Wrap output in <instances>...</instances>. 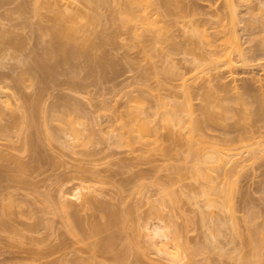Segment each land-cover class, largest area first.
I'll use <instances>...</instances> for the list:
<instances>
[{"label": "rangeland", "instance_id": "rangeland-1", "mask_svg": "<svg viewBox=\"0 0 264 264\" xmlns=\"http://www.w3.org/2000/svg\"><path fill=\"white\" fill-rule=\"evenodd\" d=\"M29 1L30 0H23V1L13 0V2L9 1L8 4L6 2V4L0 5L1 6L0 15L2 14V17L0 16L1 17L0 19L2 20L1 22H3V23L0 22V24L5 25L4 22L6 23L8 20L9 23H12V24L7 23L8 25H10V29L11 28H13L12 30L15 29V31H12V32L15 34L17 32V35H18L17 37H19L23 41L22 48H18L19 50H17L16 48L15 49L16 51L14 52H13L14 49L13 50L10 49L9 50L10 53L8 52L9 53L8 56H7V50H6L7 48L5 49L6 51L3 49V47L6 45L0 42L2 45H4V46H0V50H1V47L3 49V51L1 50L0 52V59H1L0 61V85H1V88L2 86L5 87L4 89L3 88L2 89L3 91H7L6 93L8 94V97H9L6 99L7 94L5 95V92H4V96H5L4 97V96H1V92H0V97L2 101L4 99L5 101L7 100V102L13 101V99L15 100L17 99V97H19L18 99L22 100L21 97L26 98L28 96H25V95H31L33 91L38 92L35 90L38 84H35V86L31 84L33 83V80L37 82L35 80L36 79L35 76H37L36 75L37 72L36 74L33 75V80L31 82V80H28L29 78L31 79V77L25 75L26 73L25 71H19V70L27 69V73L29 72L28 73L29 75L32 72V70L35 69L34 71H37V67L35 66L36 64L34 65L35 62L32 60L33 58L30 59L31 57L29 55L32 56L31 53L32 52L34 53L35 50H36L35 51L36 53L38 52L40 55H43L45 51H49L52 49L53 45L49 41L50 39L48 36L49 30H47L48 29L47 27L51 26L50 25L52 23L51 18L53 17L56 11L58 10L64 11L63 3H66L68 1L69 2L75 1L78 5L79 4L81 5L83 3L81 2V0H46V4L40 10L41 11L40 16H35L34 14L27 13V12H23L19 14L17 12L16 15L12 14L13 12L15 13L17 11L18 7H20L19 3L20 4L23 2L28 3ZM219 5L226 6V0H177L178 9L176 8L177 10H175L176 12L174 14L167 12V10H165L164 8L165 6L161 7V11L163 12L165 16L163 17L160 15L158 17L163 18L164 21H167L165 22L164 28L161 29L163 34L164 33L174 34V35L177 34L178 37L180 38L182 31L184 32V30H186V35L190 36L191 38L189 39L192 40L190 41L191 42L190 44H188L189 41L188 42L185 41L184 49L177 48L178 45H176L175 51L173 50L174 45H171L173 46L171 48V46L169 45L170 44L169 41H162L159 43H154L153 45L144 46L143 48L144 51L140 53L139 47H132L131 45H129V43L133 41L132 39H130L129 29L127 26L120 25V20L118 16L114 17L115 20L112 23L109 20L108 21L110 23L108 21H105L106 24H104L105 22L102 24L103 21H101L99 24L93 25L90 22L86 21L87 23L85 22L83 23L84 26L83 25L81 26V28L83 27L84 28L82 29V31L78 33V37L76 41L75 39L71 41V46L69 45L70 39H67V38L63 39L65 43H66V39L68 41L67 44L65 45L66 48L70 47L69 49H72L73 47L76 46L75 49L79 48L82 50L85 46L83 44L85 43L83 42L84 37H87V36L89 38L94 37L97 40V35L99 37L100 34H102V33L99 34V31L103 32L107 30L106 32H108V29L115 28L116 30L115 29L114 30L117 31L118 34L123 35L117 38L118 40L114 43V45H112L113 43L107 44L102 47L103 48L102 51L98 50L99 53L103 52L102 55L104 58L108 56L107 59H105V63H106V60L109 61L108 59H114L113 61L114 63L112 62V60H110V63H113V65L110 64L109 62L105 64L106 71L104 70L102 72H105V73L107 72V73L103 75L102 80H100V78H97L99 79L98 82L100 83H97V84H95L96 82L94 83V81H96L95 80L96 78L94 77L95 75L93 76V74L98 73L99 72L98 69L96 68L98 71L96 72V70H93L95 69L94 67L92 69L93 70L92 72L91 67L93 66V64L89 62L90 64L89 65L88 63H86V61L84 60L81 61V58H80L79 60L80 62L78 64L79 66H77L75 70H73L74 68L71 70V72L72 71L76 72L75 74L77 75V79H74V80H77V81L79 80V83L83 82L82 84L85 83L84 85L82 84L80 85V87L83 86L80 89L81 92L79 91L80 93L79 92L76 93L75 90L73 89L74 87L70 89L72 85L70 86L65 82L64 78L68 80L67 76L70 75L68 73H71L67 71L65 72L67 76L65 75V73H62L64 75L62 74H59L60 76L58 75L59 80L57 81L58 82L61 81L60 83L57 82L56 84L54 83L51 84L48 82L50 84L49 85L47 83L48 86L47 85L46 86L48 88L46 86H44L45 87L44 89L41 87L42 92L40 94L34 93L35 95H38V94L40 95L39 97L40 101H38V104L40 102L42 107L45 106L46 109H49L50 105L55 104L52 102H55L60 97H63L66 100H69L71 98L70 101H75V99H77L76 102H78L77 103L78 106L79 107L83 106L81 109L85 110L88 116L86 117L88 119L85 118L87 119L85 120V122H84V119H83V122H81L82 120L78 119L76 120L77 122L73 121V123L75 122L74 124L75 126L77 125V128L80 127L79 125H82V126L86 125L87 131L85 129L84 132L83 131L81 132L82 133L81 135L82 137L87 138L85 136V133H86L88 138L86 140L84 138H79L78 141L76 140L72 141V143L69 144V145H72V148L69 145H64V143H62L63 141L62 139L64 137L66 139H69V137L67 136H64L61 140H53V138L51 140V137L47 136V133L48 134L50 133L49 132L50 128L53 129L54 132L56 131L55 133L57 134L59 133L57 131L59 130L57 129L59 128V125L58 126L56 125V123L57 124L59 123L57 122L58 120H56L55 122L56 118L54 120L50 119L52 116L51 112L47 110L49 113L46 114L47 112L45 111L46 110L45 107L43 109L39 107V110L42 109L45 111V113L43 111H39L41 113H38L39 119H40V121L37 119L38 122H41L44 117L51 115L50 117L47 118L46 122H44L45 119L42 121V123L44 122L42 126L45 130L48 126L50 128L48 127L49 129H47L48 132L46 130V133L45 131L44 132L42 131V133L38 131L39 129L42 130V128H39L37 130V132L42 134L40 135L38 133L40 136L37 137L39 138L41 142V143L38 142L39 144H41L40 146L41 150H39L40 148L38 150H36L37 148L35 149L37 152L39 151L38 153L40 155L37 154V152L35 151L38 157H36L37 155H34V154H31L32 155L31 156L29 153L31 151H29V149L27 150L28 147L25 144L24 135L25 136L31 135L30 131L32 132L36 131V130H33V129H36V128H33V126L34 127L37 126L36 125L37 123L33 126H30V125L27 126L28 124L26 125L23 121H21L22 119L20 120V117L18 118L15 115L16 118H18L19 120H15L16 118L14 117L13 118L14 121H12V118H11L10 120L12 122L9 121L11 123L10 124L8 122V119H9L8 114L5 115V113L8 112L11 115L15 113L17 109L13 107L12 108L13 110H12L11 107H9L11 111L10 112L9 110H7L8 107L6 108V106H3L4 104L2 105L4 109H2L1 107L2 102L0 101L1 102L0 112H3V113H0V116H1L0 119H2L0 120V125H1L0 130L1 128L5 127L6 129L5 133L7 132L5 134L7 135V139L4 136V134L0 136L1 137L0 138V152H4L2 153V156L0 157L3 158V155H6L7 153H8L7 155H11V157H9L10 159L9 161L6 160L8 159L7 156L5 157L6 159L0 158L1 167L5 166L3 167L4 170L7 168V166H9V169L7 168L8 170H5V173L7 172V175H5V178L4 176H2L4 179L0 180V184L1 185L3 184L2 186L5 190L4 191L3 188L1 187L4 192L0 190V193H2L0 194V199H4V197L8 198L10 196L12 197V200H15L16 198L17 203H20V204L23 203L21 204L23 206L22 207L15 202L16 200L14 201L15 204H17L16 207L20 206L18 209L16 207H13L12 209L5 207L6 212H7V209H9L8 210L9 212L12 211L10 214L8 212L9 217H7V216H4L5 214L7 215V213H3L5 202L4 203L2 202L5 200H0V202L2 203V204L0 203V264H136L135 260H139V264H255V263L262 264L264 263L262 262V260H264V258L262 257H261L262 259L260 258L259 260L260 263L257 260L259 259L260 256L256 257L257 252L255 253L256 249H254L255 244H256L255 242L256 235H254L253 232L251 231V229L256 227L255 225H257V227L254 228V231H256L255 233H258L259 235H264V233H262L264 232L262 231L264 230V134H262L264 133V127L261 126L262 122H264L262 121L264 119H261V118H264V112L260 111L262 110V106H264V99H262L260 96L261 94L262 96H264V57H261L262 59L256 58L255 56H257L258 52H260V50L256 49L258 51L254 53L249 52V56L251 58L250 62H246L244 64L242 62L241 64V61L238 60L239 57L236 51L234 50L216 51L213 45H211V43H207L206 40L212 36L214 28L206 25L207 27L206 32L208 33V36L202 37L198 35V32H196L197 30L194 29L195 27L193 26V24H191V21L193 19L196 20L200 18L210 17L209 13ZM171 6H169V8ZM261 7L262 9H264V3H261ZM3 9L4 10L8 9V11L11 10L12 13L10 12L9 13L12 14V16L11 15L10 16L13 18L17 16L18 14L17 16L18 18L15 17L13 20H10L12 18L9 19L8 17H6L7 20H5V16L7 15H5L6 14L5 13L4 14L5 16L3 18V13H1V12H4L2 11ZM166 9H168V7H166ZM262 9L260 8V10ZM169 10L170 9H168V11ZM170 11H172V9ZM101 12L103 13L102 15H106L108 17L109 15L108 6L104 5L101 9ZM261 12H264V10H262ZM102 15L101 17H104ZM19 16L21 17L19 18ZM16 18L18 20L19 19L21 20L18 21ZM3 19L5 21H3ZM17 21L18 23H16ZM14 23L18 25L20 24L18 28H14L12 26V25H15L16 27V24ZM36 24L37 26L38 24L42 26V28L38 26L39 28H41L40 31H37L38 29L34 30V28H36L34 27ZM79 24L77 23V25ZM240 24H241V28L239 26L238 27L239 30L242 29L243 23H240ZM6 25H5V28H7ZM144 34H147L145 37H148V34H151V33L149 31L148 32L145 31ZM125 36H126V39H121L122 37H125ZM77 43L78 45L80 44V46H82V44L84 46L83 47L77 46ZM183 44L184 43H182V45ZM249 44L250 43H248L247 45L245 43L244 46H249ZM193 45H195V47L196 46L201 47L199 49L200 51L197 52L196 51L197 49L194 51ZM88 46L86 45L87 49H88ZM169 46L173 51L172 53L171 51H168V53L170 52L169 57L167 56L164 57L165 56L164 51L168 49L167 47ZM190 47L193 49L195 54L196 53L198 54L199 52L200 54L201 52L203 53L202 55H199V57L203 58V59L201 58L200 65L196 68H193L192 70H190L192 67L191 68L189 67L193 65L190 63H187V61L186 62L183 61L184 57H187L185 59L189 58L190 60H192V58L194 57L193 56L194 54L189 55L191 52H189V54L187 52L186 54V51H185L186 48L189 49ZM181 49L184 50V54ZM210 49L212 51H210ZM90 50L91 51H89L88 49L87 51H89L90 53L94 51V49L92 50V48H90ZM145 50L147 51L145 52ZM4 51L6 55L5 53H3ZM11 53L12 55H10ZM253 54H256V55L254 56ZM130 55L133 57H131ZM45 56H46V53L44 57ZM127 57H131L132 59L134 58L133 63L132 61H129V60L127 61ZM20 59L22 60L30 59V61L32 62L27 60L23 64V62L20 61L22 62L23 64L22 65L18 62V60ZM227 59H233V62L231 64H228L226 62ZM252 59L256 61L253 62ZM46 61H47V58L45 59L44 63L48 64L49 63L48 61H50L49 64L50 65L53 64V59L51 58L47 62ZM77 61L76 62L74 61V62L78 63ZM172 63H174L175 67L178 68V71L176 74H171L170 72H168V68L169 69L172 68L169 66H173ZM24 65H26L25 68L23 67ZM153 66H156L159 69L156 70V72H154L153 70H155L156 67L154 68ZM30 67L32 68L36 67V68L32 69ZM74 67H76L75 64H74ZM12 68L13 69L16 68L15 69L16 71L14 70L15 73L13 72L14 76L15 75L17 76L16 72L17 73L19 72L18 77H20V72L21 73L25 72L24 74H21L22 76L24 75V77L21 78L20 82L18 81L20 78L18 80L15 79V77H14L15 80L11 78L13 77V76H10L12 74L11 72L13 70ZM19 68H22V69H19ZM152 68L154 69L152 70ZM142 69H144L145 72L142 71ZM74 72L71 73L72 75L70 77L75 78V75H73ZM141 72L144 73V76L145 75L146 76L141 77L140 75ZM99 76L100 74L98 73L96 77H99ZM25 77H29V78H25ZM57 77L56 79H58ZM101 78H102V75H101ZM81 79L82 81H80ZM16 80L17 82H19V84L16 83ZM54 80H52L51 82H53ZM74 80H72L73 84L75 82ZM138 80L147 82V84L150 85L151 89L150 88L147 89L146 84H144L146 87L144 85H143L144 87L140 86L141 83L139 84V82H137ZM77 81L76 83L79 84ZM245 82H250L252 89H242V86ZM14 84L16 87L11 88L13 87L12 85ZM5 85L9 87L11 85L10 87L11 89H7L9 87H6ZM202 85L205 89H203ZM211 85L214 87V89L212 88ZM17 86L19 87L17 88ZM73 86L76 87V84H74ZM37 87H40V86H37ZM215 87L217 89H215ZM41 88L39 89L40 91H41ZM208 90L210 91V93H207ZM129 92L133 93L134 95L138 94L136 97L141 96L143 97V100H144V97L145 99H148L150 102L146 100L145 102H148V104L146 105L148 106L149 104H151L152 109L157 108L158 106L156 107V105L157 104L159 105L161 102L165 103L164 106H159V108L161 107L160 109L162 111H166L168 113L175 111L176 113H178V116L181 115L182 118L186 117V118H183L184 120L189 117L186 115L188 112L187 110L191 109V111L193 112L192 115L196 118L198 117V119L202 121L201 117L204 118V116L207 114L201 111L204 109V108L202 109L201 107L207 103H208V107L206 105L205 107H207L206 109H208V111L210 112L209 113L208 111H206L207 113H209V115L211 113H213V115L215 114L216 116L217 115L219 116L221 113H224L225 115V111H228L230 112V114L234 112L235 114L241 115V117L233 113V115L235 116H232L229 114L230 117H228V115L226 114L227 118L223 119L224 121H222V123L209 122V120H206L207 123L203 122L200 125L199 135L197 137L199 139L198 141L196 140L197 146L193 144L194 147L190 148L192 144L190 145L189 142L187 143V141H185L186 140L185 134L187 131L185 130V128L186 129L188 128L186 127V125H184V123H183V127H181L182 124L171 125L167 123L166 121L161 120L160 122H162L163 123L162 124V123H159L158 121V119L160 118V117L158 118V115H157L158 119L155 116V118L157 119V122H156V120L154 119V116L151 117L152 114L147 112L146 114L148 115L149 113L150 115L149 118L151 119L153 118L152 120L153 121L155 120V122L158 123L157 128L159 127L161 128L158 129L159 136L157 135L158 137H156L157 142L153 141L156 135L154 136L152 134L154 137L151 135L152 136L151 140L156 144H153V145L152 144L146 145L147 143L145 144L142 143L141 145L134 144L135 148L138 145L142 146L140 147L142 148V150L140 149L141 151H139V149L136 150L135 148L131 149L130 147H127L128 145L124 146L123 145L124 143L123 144L121 143L122 145L118 144L119 142H116V139H115L116 136L114 137L113 135L116 132L114 131V129L115 128L117 129L116 124H118L117 122L116 124L114 123L115 121L114 117H117L116 120H118L119 116H122V115L125 116L126 109L121 107V105L126 100V97L129 95ZM126 93H128V95H125ZM237 95L242 100L240 102L239 101L240 99H238L234 103L232 101L233 99L231 100L229 97L234 98L235 96L237 97ZM227 97L230 99V101L229 100H224V101H228L227 102L228 104L230 103L229 109L224 110V108L227 107L228 105L225 106L224 108L218 107L216 105L220 103L218 101L219 98L224 99ZM24 98H23V101L25 100ZM72 98L74 100H72ZM98 98L100 100L101 98H105L107 101L111 100L112 106L115 107V109L113 107L114 111L116 110L117 107L119 106L120 107L117 108L115 113L112 114L110 113V110L112 109V107H110L111 105L109 106L110 110L108 108H106L108 110L102 108L101 105L106 102L102 103V101H99ZM133 98L134 97L132 96V99ZM159 98H160L159 100L160 103L159 101L157 102L156 100ZM205 98H207V100L209 99L208 101H210L211 99L212 100L214 99V101L205 102L207 101ZM90 100H92V102H90ZM116 100L117 102H115ZM135 101L136 100L132 102H135ZM13 102L12 103L9 102V104L11 103L10 106H14L12 105ZM173 102L174 103L177 102L178 105L177 104L172 105ZM185 103L186 104L188 103L187 105H190V107H188L187 110H185L186 109ZM201 103H203L204 105H202ZM107 104L108 103H106V106H108ZM131 104L134 105L136 103H131ZM182 104H183V107H182ZM68 109H67V112H69ZM38 114L36 113L37 117H38ZM69 114L72 117L75 116L72 114V112H69L68 117H69ZM93 116H95V118ZM181 116L179 117L181 118ZM225 116H222V118H225ZM206 118L207 117H205L203 121H205ZM222 118L220 119L222 120ZM236 118L239 120L237 123L235 122ZM259 121H261L260 122L261 124L259 123ZM47 122H48V126L46 125ZM79 122L81 124H78ZM91 122H92V125H91ZM93 122L95 124H93ZM12 123L15 125L13 126ZM22 123H24L26 126L23 125ZM89 123L91 125L90 128L88 125ZM108 124H110L111 126L115 128L111 129V127H108L109 126ZM2 125L4 126L2 127ZM8 125L12 126L11 128L12 130L8 127ZM82 126L81 128H83L84 130V127ZM31 127L33 129H30ZM107 127L111 131L110 130L107 131L108 129ZM8 128L11 131H8ZM233 128L234 130H232ZM51 129L50 131L52 134L54 132ZM100 129L102 132L100 131ZM80 130L78 129L79 132ZM112 130L114 133L112 132ZM227 130H230L231 134L230 132L228 133ZM245 130L249 131V135H246L248 133L245 132ZM9 132L11 133L8 136ZM60 132L62 133V131ZM110 132L112 133V135H110L111 134ZM232 132H233V135H232ZM243 132L244 134L246 133L245 134L246 139L243 138L244 140L243 141L241 140L242 142L239 141V142H236L235 144L233 143L232 147H236L234 148V150L235 149L236 150L234 152H231L230 150L233 151L230 145L232 142L230 140L231 143H229V140L227 141V139L230 138L231 136L233 137L236 133H237L236 134L237 137H238V134L239 136L242 137L244 135ZM33 133H32V136H33ZM43 133H44V136H43ZM98 133L100 134L102 133L104 136H106V138L104 137L105 140L103 139V135L101 134V138H100L99 136L100 134ZM183 133L185 134L183 135ZM34 134L35 136L37 135L36 133ZM229 135L231 136L229 137ZM89 136H92L93 140H90L91 142L87 143V140L90 139ZM110 136H113V137L111 138ZM247 136H250V138L247 139ZM26 137L28 138V136ZM45 138H47L48 140ZM82 139H84L85 141ZM113 139H115V142ZM132 146L133 145H131V147ZM196 147L198 149H195ZM229 148L231 149L228 150ZM189 150H191V152ZM206 152L207 153L221 152L224 155V159L219 161L217 164L211 163V162L206 163L204 161H201L202 156H204L203 153H206ZM230 152L232 154L236 152V155H234L235 157L234 156L232 157ZM4 159L5 161L8 162L7 166H6V162L4 161ZM3 161L5 164L3 163ZM18 164H21V166ZM197 166H201L202 168L201 169L203 171L202 177H199L196 175L197 172L195 169ZM8 172H9V177H8ZM10 174L13 176H11ZM16 175L17 177L18 175L24 177V179H26L24 180L25 183H22L24 182L23 179L22 181H18L17 179H19L20 176L17 178ZM6 176L8 178H11V179H8V181L11 180V184L8 181L5 184L3 183L5 180H7ZM86 176L88 180L86 179ZM14 177L16 178L17 181L15 180ZM81 178H83V180H81ZM89 178L90 179L92 178L94 180H90ZM85 179L88 182L85 181ZM99 179H102V183L100 182L101 180L98 181ZM106 179L108 180L107 181L108 183L105 181ZM96 180L98 181V183L96 182ZM12 181H15V182L13 183ZM29 181H31L30 184H28ZM89 182L90 184L91 183L93 184L89 185ZM15 184L19 185V189H21L22 192L17 188V185ZM25 184H27L26 187L24 186ZM231 184L233 185L231 186ZM57 185H59L58 188L62 186L64 189L65 188L67 189L65 190L67 191L66 192L68 196L67 198H69L68 202L71 201L72 203L74 202V204L79 203L78 204L79 206L76 205L75 207L77 209L76 211L79 210L77 214H75V216L76 215L78 216L77 219L80 221V223L74 224L73 222L74 227H73V224L72 225L68 224L69 225L68 226L67 223L63 221L66 219L63 217L65 216L63 214V211H61L60 208L58 207L60 201L57 200V197H56L58 196L57 194L58 192H56ZM85 185H87V187L94 186L95 187L94 190L95 189L97 190L99 189V190L98 191L95 190V192H93L94 191L93 190L92 192H90L91 191L90 187L86 188ZM120 185L124 187L122 191H120V189L122 188V186ZM83 186H85V188ZM164 187H168L171 189L174 188L173 191L176 193L175 196L177 197L176 201H179V203L177 204V207L175 204V208L172 209L173 213L170 211V208L168 206L163 207L159 212H156L151 209L150 201H153V199L157 200ZM229 187H232L231 188L232 192L230 191ZM219 188H223L222 194L221 192L219 194L220 190L218 192L216 191ZM205 189L208 191L210 190L211 193H209V195H212V196L209 197V195H206L210 199L209 198L206 199L204 195L202 194V191ZM9 190L13 192L11 193ZM27 190L30 191L31 195L33 194L32 197L33 198L35 197L34 199L29 198L31 196ZM24 191L26 194L27 193L28 194L27 195L24 194ZM6 192L9 195H6L7 194ZM47 192L51 194L56 193L54 196L52 195L51 196L56 197L54 200L59 201V202L54 201V205H55L54 208L56 209L57 213L56 211L53 213L49 212L47 208L42 203H40V200H38L40 196L43 195L42 193L47 194ZM75 192H78V194ZM83 193H85L86 195L89 193L88 196L93 195L91 197L92 198L95 197V199L98 198L97 199L98 202L104 201V204L110 203L109 205L114 209L116 208L121 209V210L125 209L128 211L131 209L129 216L132 217V214H133L132 218L134 220L131 218L132 221L135 222L136 219H139L140 221V223H138L140 226L139 233L138 232L136 233L135 231L134 233L132 232L131 234L130 232L129 234L128 232L130 230H127L128 232L127 231H125V233L122 232L123 234L122 235L120 227L119 228L117 227V226H120V224L117 222L113 223V224H116V228L120 231H118L115 227H112V228L110 227V229H108L107 231L102 230V232L104 231L103 233L108 232L109 235L111 234L109 238L113 240V243L112 242L110 243L112 245H108V247L110 246L108 249L105 246L106 240H104L105 243L102 242L105 235H106L105 238L107 239V241L109 240V238H107L108 234H102L100 231V234L96 232L98 235L97 234L93 235L92 232H95V231L91 232L90 231L91 228L89 229V227H91V223H93L92 220L95 219L94 226L96 225L99 226L102 224V222H105V221H101V219L104 220L106 218V215L104 214L105 216L102 217L103 216L102 213H104L102 208L100 210H97V209L95 210L96 206H93L94 202L92 205L93 207L92 206L86 207L85 205H89V203L88 204L86 203L82 207V209L79 208L80 203H81L80 202L81 196L84 197ZM20 194L21 195L23 194V196H21ZM21 197H23V199L24 198H28V199L27 201L26 199L22 200ZM193 198L196 199L198 205L200 206L202 205V207H204V211L211 214V216L213 217L212 221H210V219H207L210 225L208 223H207L208 225L206 224L207 221L204 222L205 225H203V223L200 221L201 220L199 217L200 214L198 213V210H197L198 205L193 203ZM30 200H31V203L29 202ZM206 200L213 201L214 205L212 204L211 201H210L211 203L210 204ZM33 201H35V203ZM28 202L33 205H30ZM98 202L97 203L95 202V203L98 204ZM55 203L56 204L58 203V205H56ZM27 204L30 206H28ZM74 204L72 205L75 206ZM100 204L102 205L103 202ZM208 204L210 205V207L207 206ZM59 206L61 207V204ZM106 206L107 205H105L104 207ZM219 206L222 207V210L219 209L221 208ZM2 207H3V210H2ZM21 208L23 210L20 211ZM25 208H26V211L29 209L28 211H30V213L28 211L26 212ZM42 208L45 209V212H43ZM40 210L42 211L40 212ZM58 210L61 211L62 213L60 212L58 214L59 212ZM132 210L134 213L131 212ZM24 211L25 213H23ZM78 213L80 216L78 215ZM254 213L255 215L257 213V216H255ZM151 214H153L154 217ZM66 216H67V213H66ZM219 216H221V219L225 217L224 221L226 222V224L224 227H223V224L222 226L220 225L218 226L217 217ZM5 217L7 218L5 219ZM71 218L73 217L70 216V219H68V223L70 222L69 220L73 221V219ZM2 219H5L4 221H6L9 224H7L6 222L5 224L4 221L1 222ZM77 219L75 217L74 221L78 222ZM229 219L231 221H229ZM96 221L97 222L99 221V222L96 223ZM139 221H136V222H139ZM231 222H234L236 224V229L238 232L232 233V231H229V228L231 230V227H230L231 226L230 224H232ZM29 223L31 227L29 229L31 230L27 229L28 228L27 224L29 225ZM158 223L159 224L163 223L167 225V228L165 227L164 231L170 236L167 238L168 240L166 238L165 239L163 238L162 240L165 243L168 241L169 244L167 245L163 242L162 243L163 245L165 244V246L166 245L168 246L170 252L174 254H178L177 256L178 258L174 257L171 259V257H173L172 254L170 255V258L169 257L165 258L163 256V253H161L162 252L161 248H163L162 247L163 245L160 242H158L159 244L157 246L155 245L156 247L154 246V241L157 242L161 240L151 239L149 235H147L146 233L147 229L149 228L152 230L154 226L157 225ZM171 223H173V225L175 223L174 225L175 228L178 226L180 227V229L178 228L180 232L179 234L177 233L178 236H176L175 234V232H178V231L174 232V230L176 229L172 228L173 225ZM113 224L111 226H115ZM170 224L172 226L168 227V225L170 226ZM176 224L178 225L176 226ZM214 224L215 226H213ZM7 225H9V228H7L8 227ZM35 225H36V231L34 230L33 232H31L33 229H35L34 228ZM39 225L41 228L40 227L37 228ZM144 225L147 226V229L144 227ZM252 225L254 227H252ZM10 226H12L13 229H11ZM70 226H72L75 229H71ZM107 226L109 227L110 224H108ZM217 226L220 229H222L221 230L222 233L220 234V236L211 238L212 240L210 242L213 243V246H212V243L209 242V232L210 231L216 232ZM114 228L121 234L120 235L121 240L120 238H118L119 235L116 236L117 239H115V236H113L114 234L110 233L111 230H113ZM115 229L113 231H116ZM38 230L39 232H37ZM173 232L175 235L172 234ZM127 233L128 235H126ZM90 234L93 237L95 236L94 237L95 239L93 237H90ZM173 235L176 237H174ZM96 236H100L98 237L99 239L96 238ZM111 236H113L115 240ZM122 236H124L125 238ZM126 237H127V240L130 239L129 241L132 240L137 243L136 244L138 247L137 250H134L131 252L124 251L122 245H123L124 239L126 240ZM92 239L94 241H91ZM96 241L102 242V244L104 243L105 248H103L102 246L99 247L100 244L98 246L95 245L96 243H98ZM110 241L111 240H109L108 243ZM91 244H94V245H91ZM55 247H57V249ZM258 247H259L258 248L259 249L258 252H259L260 248L264 247V244L259 245ZM53 248L56 249V252L53 250ZM262 250H264V248H262ZM48 251L50 252L52 251V252L49 253ZM46 252L48 253V255H45L47 254ZM63 252L68 254V258H67V255L65 254L66 259L68 260H66L65 257L63 258L64 254L62 255V257L60 256ZM70 253H73V254H70ZM69 255L71 256V258ZM59 257H61L62 260Z\"/></svg>", "mask_w": 264, "mask_h": 264}, {"label": "bare ground", "instance_id": "bare-ground-1", "mask_svg": "<svg viewBox=\"0 0 264 264\" xmlns=\"http://www.w3.org/2000/svg\"><path fill=\"white\" fill-rule=\"evenodd\" d=\"M9 1H11V2H13V0H0V5H4V4H6V2H7V4H8V2ZM15 1V0H14ZM23 1V0H22ZM4 2V3H3ZM25 2H27V1H25ZM25 2H23V3H19V6L20 7H18V9H17V11L14 13H12L11 12V10H9L8 11V9H6V10H2V11H4V12H1V13H3V18H4V16L5 15H7V16H5V20H7L6 19V17H8L9 19L10 18H12V19H10V20H13L15 17H17L18 16V14L19 13H23V12H27V13H31V14H34L35 16H40L41 15V9L43 8V6L46 4V0H30L28 3H25ZM81 2H83L81 5L79 4H77L75 1H71V2H66V3H63V5H64V11H61V10H58V11H56L55 12V14L53 15V17L51 18V22L53 23H51L50 25L51 26H49V27H47L48 29L47 30H49V33H48V36H49V41H50V43L53 45V47H52V49L51 50H49V51H45V53H46V56L44 57V55H45V53L43 54V55H40L38 52V54L34 51V53L32 52L31 54H32V56L31 55H29L31 58L30 59H32L34 62V65L37 67V71H34V70H32V72L31 73H33V74H31L30 73V75L27 73V69L26 70H19V71H25V72H20V77H18V73L16 72V74H17V76L15 75L14 76V73H15V69H13L11 72H12V74L10 75V76H13V77H11V78H13V80H15V79H19L18 81L20 82V80H21V78H23L24 77V75L22 76L21 74H24L25 73V75H27V76H30L31 77V79L29 78V77H25V78H29L28 80H31V82H32V80H33V75L34 74H36V72H37V76H35L36 77V81L37 82H35L34 80H33V83H31V84H33V86H35V84H38L37 86H40V87H37L36 86V88H38V89H36L35 87V90L36 91H38V92H34L33 91V93H31V95H25V96H28V97H26V98H24L25 100L23 101V98L21 97V99L22 100H20V99H18L19 97H17V99H13V101H8L7 102V100L5 101V99L2 101L1 100V97H0V101L2 102V104H1V107H2V109H4L3 108V106H6V108H7V110H9L10 111V109H9V107H11V109L14 107L15 109H17L16 111H15V113H13V114H9L8 112H6L5 113V115H7L8 114V117H9V119H8V122L9 121H11L10 119L12 118V121H14L13 120V118L15 117L16 118V116L19 118L20 117V120L21 121H23L27 126H33V125H35L36 123V125L37 126H33V128H36V129H33L32 127L30 128V129H33V130H36V131H33L34 133H36L37 135L35 136V134L32 132V131H30V129H29V131L31 132V135H26V136H28V138L24 135V137L26 138H24V141H25V144L27 145V150L29 149V151H31V152H29L30 153V155L31 154H34V155H37V154H39L36 150H38L39 148V150H41V144H39V143H41L40 142V140H39V138H37V137H39L40 135H42L41 133H42V131L44 132L45 131V133H46V130L47 129H49L50 127L48 126V122L46 123V125L49 127H47L46 128V130L43 128V124H44V122H46V120H47V118L48 117H50L51 115V120H54L55 118V122H56V120H58L57 122L59 123V124H57L56 123V125L58 126L59 125V128H57V129H59L60 131H62V133L59 131V130H57L59 133L57 134V133H55L54 132V130L53 129H51L54 133H52L51 134V131H50V129H49V134L47 133V136H49V137H51V140H52V138H53V140H61L64 136H67V137H69V139H66L65 137L62 139L63 141H62V143H64V145H69V144H71L72 143V141H74V140H76V141H78V139L79 138H84V137H82V131L84 132L85 131V129L87 128V126L85 125V126H82V125H79L80 127H78L77 128V125L75 126V122H77L76 120H78V119H80V120H82L81 122H83V119H84V122H85V120H87L88 118V116H87V113L85 112V110L84 109H81L82 107L80 106H78V102H76V100L77 99H75V97H74V99H75V101H70V97H68V98H70L69 100H66L65 98H63V97H60V98H58L55 102H52V103H55V104H52V105H50L49 107V109H46V107L45 106H43L42 107V105L40 104V102H39V104H38V101H40L39 99V97H40V93L42 92V88L44 89L45 87L44 86H48V84L49 83H51V84H56L58 81L57 80H59V74H62V73H65L66 71L67 72H71V70L73 69V70H75V68H77V66H79L78 64H79V60H80V58H81V61L82 60H84V61H86V63H88L89 64V62L90 63H92L93 64V66L91 67V70L95 67V69H93V70H96V72H98L99 74H100V76L99 77H96L97 75H98V73H96V72H94V73H96V74H93V76L96 78L95 80L96 81H94V83L95 84H97V83H100V82H98L99 81V79H97V78H100V80H102L103 79V75L104 74H106L105 72H102V71H106V67H105V64L107 63V62H109L110 63V60H112V62L114 61V59H108L109 61H107L106 60V63H105V59H107V57H103V52L102 53H99V51L98 50H101L102 51V47L104 46V45H107V44H112V45H114V43L118 40L117 38H119V36H123L122 34H118L117 33V31H115L116 29L115 28H110V29H108V32H106L107 30H105V31H103V32H100L99 31V34L100 33H102V34H100V36L98 37V35H97V40L94 38V37H84V39H83V42H85V43H81L82 44V46H80V44L78 45V43H77V46H80V47H83L84 46V48L83 49H85V47H86V45L88 46V49H89V51H91L90 50V48H92V50L94 49V51L93 52H89V51H87L88 49H87V47H86V49L85 50H81V49H79V48H76L75 49V47H73L72 49H69L68 47L66 48V44H67V39H70V46H71V41L72 40H74L75 39V41H76V39H77V37H78V33L80 32V31H82V29L84 28H81V26L83 25V23H85L86 21L87 22H90L91 24H93V25H96V24H99L101 21H103L102 22V24L105 22V21H111V23L115 20V18L114 17H116V16H118L119 17V20H120V25L121 26H127L128 27V29H129V34H130V39H132L133 41L131 42V43H129V45H131L132 47H139V52L141 53L142 51H144V46H146V45H153L154 43H159V42H162V41H169L170 42V46L171 45H174V48H173V50L175 51V46L176 45H178V47L177 48H182V49H184V45H185V41H189V43L188 44H190L191 42L190 41H192V40H190L189 38H191L190 36H188V35H186V30H184V32L182 31V34H181V36H180V38L178 37V35L176 34V35H174V34H167V33H164L163 34V32L161 31V29L162 28H164V26H165V22H167V21H164L163 20V18H160V17H158V16H165L164 14H163V12L161 11V7H164L165 8V10H167V12H169V13H175L176 11L175 10H177L178 8H177V0H81ZM261 3H264V0H226V6L225 5H219V6H217L216 8H214L209 14H210V17H208V18H200V19H196V20H192L191 21V24H193V26L195 27L194 29L195 30H197L196 32H198V35H200V36H202V37H206V36H208V33L206 32V29H207V27H206V25H208L209 27H212V28H214L213 29V34H212V36L211 37H209L206 41H207V43H211V45H213V47H214V49L216 50V51H226V50H234V51H236L237 53H238V60L239 61H241V64H242V62H243V64L244 63H246V62H250V60H251V58H250V56H249V52H252V53H254V52H256V51H258V50H260V52H258V57L257 56H255L256 54H253L256 58H261V57H264V12H261L262 10H264V9H262V7H261ZM104 5H107L108 6V12H109V15H108V17L106 16V15H102L103 13L101 12V9H102V7L104 6ZM172 5V6H171ZM169 6H171L170 8H169ZM1 7V6H0ZM166 7H168V9H172V11H168V9H166ZM226 7H227V9H226ZM177 8V9H176ZM260 8L262 9V10H260ZM10 9V8H9ZM14 9V8H13ZM15 10V9H14ZM6 11V12H5ZM28 11H30V12H28ZM12 13V14H15L16 15V13L18 12V14H17V16H15L14 18L13 17H11L12 16V14H10V13ZM6 13V14H5ZM8 13V14H7ZM5 14V15H4ZM11 15V16H10ZM21 15V14H20ZM27 15H29V14H27ZM101 15L102 16H104V17H101ZM1 17H2V14L0 15ZM10 16V17H9ZM33 16V15H32ZM0 17V18H1ZM21 16H19V18H20ZM30 17H31V15H30ZM18 18V17H17ZM16 18V19H17ZM111 18V19H110ZM4 19H3V21H5ZM18 20V19H17ZM21 19H19L18 21H20ZM2 20L0 19V22H1ZM18 21L16 22V23H18ZM78 21V22H77ZM108 21V22H109ZM173 21H175V20H173ZM86 22V23H87ZM107 22V23H108ZM1 23H3V22H1ZM12 24V23H9V21L7 20V22L5 23L4 22V24L6 25V24ZM16 23H14V24H16ZM77 23L79 24V25H77ZM110 23V22H109ZM240 23H243V25H242V29H240L239 30V26H240V28H241V24ZM6 25L7 26V28H5V25H3V24H0V42H2V44H4V45H6V46H4V45H2L1 43H0V46H4L3 47V49L5 50L6 48V50H7V56H8V54L10 53V49H14L13 50V52L14 51H16L15 49L17 48V50H19L18 48H22V44H23V41H22V39H20L19 37H17L18 35H17V32H16V34L15 33H13L12 31H15V29L14 30H12L13 28H11L10 29V25ZM22 24V23H21ZM104 24H106V22L104 23ZM240 24V25H239ZM20 25V24H19ZM18 24H16V27H15V25H12L14 28H18V26H19ZM34 25V24H33ZM22 26V25H21ZM32 26V25H31ZM38 26H40L39 24H38ZM37 26V24L34 26V27H36V28H34V30L36 29H38L37 31H40V29L42 28V26H40L41 28H39ZM84 26V25H83ZM25 27V26H24ZM33 27V26H32ZM166 28V27H165ZM115 29V30H114ZM33 30V29H32ZM85 30V29H84ZM114 30V31H113ZM241 30H242V32H241ZM145 31H149L151 34H148V37H145L147 34H144L145 33ZM33 32V31H32ZM106 32V33H105ZM13 33V34H12ZM117 33V34H116ZM20 34V33H19ZM13 35H15V36H13ZM164 35V36H163ZM26 37V36H25ZM65 38H67L66 39V43H65V41L63 40V39H65ZM94 38V39H93ZM163 38V39H162ZM25 39V38H24ZM121 39H126V36L125 37H122ZM93 40V41H92ZM25 41V40H24ZM95 41V42H94ZM175 44H174V43ZM186 42V43H187ZM73 43H74V41H73ZM173 43V44H172ZM182 43H184L183 45H182ZM245 43L248 45V43H250L249 44V46H244L245 45ZM254 44V46H253V44ZM117 44V43H116ZM20 45H21V47H20ZM252 45V46H251ZM92 46V47H91ZM170 46L169 47H167L168 49H166L165 51H164V53H165V56L164 57H169V53H168V51H171V53H172V47L173 46H171V48H170ZM180 46V47H179ZM182 46V47H181ZM194 47V51L196 50L197 52L198 51H200L199 49L201 48V47H195V45H193ZM106 47V46H105ZM191 48V47H190ZM187 49L186 48V54H187V52H188V54H189V52H191L189 55H191V54H194L193 56V58H192V60H190L189 58V60L188 59H185V58H187V57H184V60L183 61H187V63H190V64H192L193 66H190L189 68H191L190 70H192L193 68H196V67H198L199 65H200V61H201V58L202 57H199V55H202L203 53L201 52V54H200V52L197 54H195V52L193 51V49H192V51H193V53H192V51H191V49ZM3 49H2V47H1V50L3 51ZM170 49V50H169ZM181 49V50H182ZM256 49H258V50H256ZM1 50H0V52H1ZM5 50V51H6ZM106 50V49H105ZM255 50V51H254ZM5 51L3 52V53H5ZM38 51V50H37ZM98 51V52H97ZM100 51V52H101ZM147 50H145V52H146ZM183 51V54H184V50H182ZM210 51H212L211 49H210ZM248 51V52H247ZM9 52V53H8ZM42 52H44V51H42ZM42 52H40V53H42ZM48 52V53H47ZM105 52V51H104ZM107 52V51H106ZM163 53V54H164ZM5 55H6V53H5ZM10 55H12V53L10 54ZM105 55V54H104ZM108 55V54H107ZM222 55V54H221ZM260 55V56H259ZM3 56V55H2ZM106 56V55H105ZM129 56V55H128ZM131 56V55H130ZM187 56V55H186ZM131 57H133V56H131ZM131 57H127V61L129 60V61H132V63H133V59L131 58ZM255 57H253V58H255ZM2 58V57H1ZM25 58V57H24ZM47 58V61L48 60H50V58L51 59H53V64H49L50 63V61H48L49 63V65L48 64H46V63H44V61H45V59ZM85 58V59H84ZM110 58V57H109ZM23 59V58H22ZM22 59H20V60H18V62L20 63V64H22V62H23V64L28 60V59H26V60H22ZM30 59L28 60V61H30ZM36 61H35V60ZM44 59V60H43ZM203 59V58H202ZM262 59V58H261ZM39 60V61H38ZM78 60V61H77ZM237 60V61H238ZM0 61H1V59H0ZM20 61H22V62H20ZM46 61V62H47ZM77 61L78 63H75V62ZM88 61V62H87ZM238 61V62H239ZM252 61L254 62V61H256V60H253L252 59ZM30 62H32V61H30ZM71 62H72V64H71ZM226 62L228 63V64H231L232 62H233V59H227L226 60ZM51 63H52V61H51ZM114 63V62H113ZM113 63H110V64H112L113 65ZM252 63V62H251ZM22 64V65H23ZM38 64V65H37ZM74 64H75V66L76 67H74ZM171 64V63H170ZM173 64V66H169V67H172L171 69H169L168 68V72H170L171 74H176L177 73V71H178V68H176L175 67V65H174V63H172ZM32 65V64H31ZM90 65V64H89ZM128 65V64H127ZM134 65V64H133ZM25 66L26 65H24L23 67L25 68ZM28 66H29V64H28ZM107 66V65H106ZM140 66V65H139ZM138 66V67H139ZM21 67V66H20ZM36 67H33V68H36ZM141 67V66H140ZM154 68L156 67V66H153ZM178 67V66H177ZM30 68H32V67H30ZM32 68V69H33ZM98 69V71H97V69ZM154 68H152V70L154 69ZM188 68V69H189ZM19 69H22V68H19ZM159 68H155V70H153L154 72H156V70H158ZM177 69V70H176ZM10 70V69H9ZM15 70V71H14ZM93 70H92V72H93ZM146 70V69H145ZM101 71V72H100ZM142 71H144V69H142ZM14 72V73H13ZM35 72V73H34ZM72 72H74V71H72ZM71 72V73H72ZM145 72V71H144ZM10 73V72H9ZM71 73H68V74H70V75H66V73H65V75L67 76V79L68 80H66L65 78H64V80H65V82L68 84V85H72V87H70V89H72L73 87V89L75 90V92L77 93V92H79L80 91V89L83 87H80V85L83 83V82H81V83H79V80L77 81V80H74V79H77V75L75 74L76 72H74V74L73 75H75V78H73V77H70L72 74ZM59 75V76H58ZM62 75H64V74H62ZM61 75V76H62ZM101 75H102V78H101ZM141 77L142 76H144V73H142L141 72ZM7 76V75H6ZM5 76V77H6ZM58 76V77H57ZM146 76V75H145ZM144 76V77H145ZM14 77H15V79H14ZM56 77L58 78V79H56ZM64 77V76H63ZM106 77H107V75H106ZM54 78H55V80H56V82H55V80H54ZM104 78H105V76H104ZM12 80V79H11ZM17 80H16V83H18L19 84V82H17ZM52 80H54L53 82H51ZM72 80H74L75 82H74V84H76V87L75 86H73L74 84H73V81ZM94 80V79H93ZM76 81L79 83V84H77L76 83ZM80 81H82V79L80 80ZM83 81H84V79H83ZM49 82V83H48ZM61 82V81H60ZM60 82H58V83H60ZM69 82V83H68ZM137 82H139V84L141 83V85L140 86H142V87H144L145 85L144 84H146L147 85V89L148 88H150V85L149 84H147V82H145V81H140V80H138ZM145 82V83H144ZM48 83V84H47ZM85 84V83H84ZM84 84H82V85H84ZM50 85V84H49ZM58 85V84H57ZM78 85V86H77ZM144 85V86H143ZM149 85V86H148ZM6 86V85H5ZM13 87H11V85H10V87L11 88H15L16 86H15V84L14 85H12ZM46 86V87H47ZM212 86V85H211ZM210 86V87H211ZM6 87H9V86H6ZM7 88V89H11V88ZM19 86H17V88H18ZM42 87V88H41ZM146 87V86H145ZM202 87H203V85H202ZM202 87H201V89H202ZM205 87H206V85H205ZM208 87H209V85H208ZM2 88L4 89L5 87L4 86H2ZM1 88V85H0V90H2L3 91V89ZM41 88V91L39 90ZM48 88V87H47ZM77 88V89H76ZM212 88L214 89V87L212 86ZM240 88V87H239ZM151 89V88H150ZM199 89V88H198ZM203 89H205L204 87H203ZM206 89H208V88H206ZM210 89V88H209ZM215 89H217L216 87H215ZM222 89V88H221ZM242 89H252V87H251V84H250V82H245L244 84H243V86H242ZM6 90V89H5ZM73 90V91H74ZM0 91L1 92V96H4V92H5V95L7 94L6 92L7 91ZM14 91V90H13ZM209 91V90H208ZM207 91V93H210V91L208 92ZM15 92V91H14ZM81 92V91H80ZM79 92V93H80ZM2 93H3V95H2ZM13 93V92H12ZM36 93H39L38 95H35ZM15 94V93H14ZM34 94V95H33ZM130 94H132V95H130ZM125 95H128V93H126ZM130 95V96H129ZM129 97L127 96L126 97V100L124 101V103L121 105V107H123V108H125L126 110H125V116L124 115H122V116H119L118 117V120H116L117 119V117H114V119H115V121H114V123L116 124V122L118 123V124H116V127H117V129L115 128V127H113V126H111L110 124H108L107 126L108 127H111V129H113V128H115L114 129V131H116L115 133L113 132V130H112V132L114 133L113 135H114V137L116 136V142H119L118 144H120V145H122L123 143V145L125 146V145H128L127 147H130L131 149L132 148H135L134 146V144H139V145H141L142 143H147L146 145H153V144H156V143H154V142H157V138L156 137H158L159 135H158V133H159V131H158V129L159 128H161V127H159V128H157V126H158V123H156L157 122V119H158V121H159V123H162V122H160L161 120L162 121H166L167 123H169V124H171V125H177V124H182V126L181 127H183V123H184V125H186V127L188 128V129H186L185 128V130H187L186 131V134L185 133H183V135L185 134V136H186V138H185V136H184V138L186 139L185 141H187V143L189 142V144L191 145H189L190 146V148H192V147H194V145H196L197 146V141H198V139L199 138H197L198 137V135H199V129H200V125L204 122V123H207V121L206 120H209V122H216V123H222V121H224L223 119H226L227 118V115H228V117H230V115H232V116H235V115H238V114H235L234 112V114L235 115H233V113H232V111H231V113L232 114H230V112H228V111H225V115H224V113H221L219 116L217 115H213V113H211L210 115H209V111H208V109H206L207 107H208V103L207 104H205V102H210V101H214V99L212 100H210V101H208L207 100V98H205L207 101H205L204 102V104L207 106V107H205V105L203 104V103H201L202 105H204V106H202L201 107V105H200V107L203 109V110H201L203 113H206L207 115H205L204 116V118L205 117H207L206 119H205V121H203L204 120V118H202L201 117V119H202V121L201 120H199L198 119V117L196 118V117H194L192 114H193V112L191 111V109L190 110H187V108L188 107H190V105H187L186 103V109L185 110H187L188 112H187V116H189L187 119H183V118H186V117H183L182 118V116L181 115H179V116H181V118L178 116V113H176L175 111L174 112H166V111H162L160 108H159V106H164V104L165 103H163V102H161L160 103V98L159 99H156L157 100V102L159 101V105L157 104L156 105V107L157 108H155V106H154V108L155 109H152L151 107H152V105L151 104H149L148 106L146 105V104H148V102H150L148 99H145V97H144V100H143V97H141V96H139V97H136L137 95L135 94H133V93H130L129 92ZM17 96H19V95H17ZM38 96V97H37ZM132 96L134 97L133 99H132ZM261 96V98L262 99H264V96H262V94L260 95ZM5 97V96H4ZM15 97V96H14ZM65 97V96H64ZM67 97V96H66ZM141 97V98H140ZM7 98H9L8 97V94L6 95V99ZM16 98V97H15ZM87 98V97H86ZM88 98H89V96H88ZM87 98V99H88ZM100 98V97H99ZM98 98V99H99ZM131 98V99H130ZM138 98V99H137ZM140 98V99H139ZM234 103L238 100V99H240L239 101L241 102V98H239L238 97V95H237V97L235 96L234 98H232V97H229ZM228 97L227 98H224V99H222V98H219L218 99V101L220 102V103H218V104H216L218 107H222V108H224L225 106H227V107H225L224 108V110H227V109H229L230 107V103L228 104L227 102L228 101H224V100H229L230 101V99H229ZM236 98V99H235ZM73 98H72V100H74ZM104 99V100H103ZM203 99H204V97H203ZM261 99V100H262ZM9 100V99H8ZM20 100V101H19ZM89 100V99H88ZM130 100V101H129ZM134 101V100H136L135 102H132V101ZM148 101V102H145V101ZM22 101V102H21ZM99 101H102V103H104V102H106V103H108L107 105L108 106H106V103H104V104H102L101 106H102V108H104V109H106V108H108L109 110H110V107H112V109H113V107L114 106H112V101L111 100H109V101H107L105 98H101V100L99 99ZM0 102V103H1ZM4 102V103H3ZM9 102H13V104L12 105H14V106H10V104H9ZM90 102H92V100H90ZM115 102H117V100L115 101ZM80 103V102H79ZM101 103V102H100ZM110 103V104H109ZM131 103H136V104H134V105H132ZM217 103V102H216ZM4 104V105H3ZM91 104V103H90ZM114 104V103H113ZM116 104V103H115ZM177 104V102H173L172 103V105H176ZM226 104V105H225ZM3 105V106H2ZM41 105V106H40ZM104 105V106H103ZM111 105V106H110ZM178 105V104H177ZM110 106V107H109ZM39 107H41L42 109L45 107V111L47 112L46 114H48L49 112H51V115L50 116H46V117H44L43 118V120L45 119V121L42 123V121L41 122H38V120L40 121V119H39V114L38 113H41V112H39V111H43L44 113H45V111L44 110H39ZM66 107H68V108H66ZM120 107V106H119ZM119 107H117V108H119ZM147 107V108H146ZM182 107H183V104H182ZM6 108H5V110H6ZM37 108V109H36ZM48 108V107H47ZM53 108V109H52ZM117 108H116V110H117ZM150 108V109H149ZM159 108V109H158ZM185 108V107H184ZM67 109L69 110V112H72V114L73 115H75L74 117H72L70 114H69V117H68V113L69 112H67ZM70 109H72V110H70ZM86 109V108H85ZM108 109H106V110H108ZM111 109V110H112ZM114 109H115V107H114ZM114 109L111 111L110 110V113H115V111H114ZM145 109H146V111H145ZM13 110V109H12ZM38 110V111H37ZM49 112H48V111ZM53 110V111H52ZM57 110V111H56ZM64 110V111H63ZM153 110V111H152ZM205 110V111H204ZM4 111V110H3ZM87 111V110H86ZM114 111V112H113ZM206 111H208L209 113H207ZM260 111H262V112H264V106H262V110H260ZM5 112V111H4ZM11 112V111H10ZM14 112V111H13ZM55 112V113H54ZM63 112V113H62ZM147 112H149L150 114H152L151 115V117L152 116H154V119L156 120V122H155V120L153 121L151 118H149V113H148V115L146 114ZM186 112V111H185ZM226 112H228V113H226ZM0 113H3V112H0ZM36 113L38 114V117L36 116ZM54 113V114H53ZM67 113V114H66ZM261 113V112H260ZM64 114V115H63ZM230 114V115H229ZM262 114V113H261ZM2 115H4V114H2ZM16 115V116H15ZM65 115H67V116H65ZM157 115H158V118H157ZM209 115V116H208ZM11 116V117H10ZM13 116V117H12ZM87 116V117H86ZM90 116V115H89ZM155 116H156V118H155ZM221 116V117H220ZM222 116H225V118H222ZM239 117H241V115H238ZM1 117V116H0ZM4 117V116H3ZM67 117V118H66ZM76 117H78V118H76ZM94 118H95V116H93ZM5 118H6V116H5ZM18 118H16L15 120H19ZM71 118H72V120H71ZM74 118H76V119H74ZM85 118H87V119H85ZM92 118V117H91ZM93 118V119H94ZM220 118H222V120L220 119ZM261 118V117H260ZM38 119V120H37ZM74 119V120H73ZM261 119H264V118H261ZM0 120H2V119H0ZM79 120V121H80ZM212 120V121H211ZM221 120V121H220ZM11 121V122H12ZM73 121H75L74 123H73ZM88 121H90V120H88ZM87 121V122H88ZM92 121V120H91ZM219 121V122H218ZM239 120L236 118V123L238 122ZM252 121V120H251ZM262 121H264V120H262ZM7 122V123H8ZM17 122V121H16ZM95 122H96V120H95ZM165 122V123H166ZM247 122V121H246ZM261 121H259V123H260ZM10 123V122H9ZM8 123V124H9ZM21 123V122H20ZM24 123H22L23 125H25ZM39 123H40V125H39ZM166 123V124H167ZM256 123V122H255ZM11 124V123H10ZM13 124V123H12ZM78 124H81L80 122L78 123ZM84 124V123H83ZM93 124H95L94 122H93ZM96 124H97V122H96ZM163 124V123H162ZM168 124V125H169ZM235 124V123H234ZM261 124V123H260ZM15 124H13V126H14ZM25 125V126H26ZM89 125V128H90V126L92 125V122H91V125H90V123L88 124ZM118 125V126H117ZM4 125H2V127H3ZM40 126V127H39ZM81 126L82 127H84V130H83V128H81ZM115 126V125H114ZM179 126V125H178ZM259 126V125H258ZM261 126L262 127H264V122H262V124H261ZM0 127H1V125H0ZM8 127L11 129L12 128V126L11 125H8ZM46 127V126H45ZM107 127V128H108ZM255 127V126H254ZM262 127H260V128H262ZM8 128V131H11L10 129ZM39 128H42V130L41 129H39ZM89 128H88V130H89ZM119 128V129H118ZM39 129V130H38ZM65 129V130H64ZM78 129L80 130V129H82V130H80V132L78 131ZM236 129V128H235ZM37 130L39 131V132H41V133H39V132H37ZM41 130V131H40ZM103 130V129H102ZM110 129L108 128L107 129V131H109ZM118 130V131H117ZM232 130H234V128L232 129ZM249 130V129H248ZM246 131L245 130V132H247L248 134H246V135H249V131ZM259 130V129H258ZM5 131H6V129H5V127L4 128H1V130H0V136H2L3 134H4V136L6 137V139H7V135H5L6 133H5ZM86 131H87V129H86ZM92 131V130H91ZM97 131V130H96ZM100 131H101V129H100ZM111 131V130H110ZM228 131V133L230 132V134H231V131L230 130H227ZM227 131H225V132H227ZM236 131V130H235ZM234 131V132H235ZM244 131V130H243ZM262 131V130H261ZM27 132V131H26ZM47 132H48V130H47ZM93 132V131H92ZM102 132V131H101ZM154 132V133H153ZM157 132V133H156ZM185 132V131H184ZM257 132V131H256ZM11 132H9L8 133V136H9V134H10ZM32 133H33V136H32ZM40 135H39V134ZM89 133V132H88ZM91 133V132H90ZM111 133V132H110ZM29 134V133H28ZM98 134H100V133H98ZM102 134V133H101ZM101 134L99 135L100 136V138H101ZM155 136H153V135ZM237 134V133H236ZM236 134L232 137L231 135H229V137L230 138H228L227 139V141L229 140V143H231L230 145H231V147L233 146L232 144L234 143H236V142H242L244 139H246V135L244 134V132H243V134L245 135H243L242 137L241 136H239V134H238V137L236 136ZM260 134V133H259ZM262 134H264V133H262ZM46 135V134H45ZM80 135H81V137H80ZM91 135V134H90ZM97 135V134H96ZM95 135V136H96ZM103 135V134H102ZM110 135H112V133L110 134ZM154 137V142L151 140L152 138V136ZM158 135V136H157ZM232 135H233V132H232ZM250 135H252V134H250ZM43 136H44V133H43ZM84 136V135H83ZM85 136L88 138V136L86 135V133H85ZM94 136V137H95ZM98 136V135H97ZM236 136V137H235ZM35 137H36V139H35ZM92 136H89V140H87V143H89V142H91L90 140H93V137L91 138ZM104 137L106 138V136H104L103 135V139H104ZM111 138L113 137V136H110ZM241 137V138H240ZM1 138V137H0ZM2 138H4V137H2ZM87 138H84L85 140L87 139ZM244 138V139H243ZM248 138H250V136H247V139ZM41 139V138H40ZM45 139H47V138H45ZM50 139V138H49ZM84 139H82V140H84ZM103 139H101V140H103ZM115 139H113L114 140V142H115ZM155 139H156V141H155ZM48 140V139H47ZM69 140V141H68ZM84 140V141H85ZM105 140V139H104ZM197 140V141H196ZM230 140H231V142H230ZM242 140V141H241ZM37 141V142H36ZM81 141V140H80ZM147 141H149V142H147ZM196 141V142H195ZM39 142V143H38ZM61 142V141H60ZM82 142V141H81ZM151 142V143H150ZM153 142V143H152ZM194 142V143H193ZM37 143V144H36ZM86 143V142H85ZM122 143V144H121ZM149 143V144H148ZM117 144V143H116ZM194 144V145H193ZM36 145V146H35ZM37 145H39V146H37ZM119 145V146H120ZM130 145V146H129ZM131 145H133L132 147H131ZM136 146V150H138L139 149V151H141L142 150V148H140V147H142V146ZM229 145V146H230ZM71 148H72V145H69ZM24 147V146H23ZM37 148V149H36ZM189 148V149H190ZM234 148H236V147H232V149H233V151L232 150H230L231 148H229L228 150H230L231 152H234L235 150H234ZM31 149V150H30ZM36 149V150H35ZM141 149V150H140ZM195 149H198L197 147L195 148ZM194 150V149H193ZM37 152V154H36V152ZM190 152H191V150H189ZM194 152V151H193ZM198 152V151H197ZM230 152V154H231V156L233 157L234 155H236V152L234 153V154H232ZM1 153V155L0 156H2V153H4V152H0ZM195 153H196V151H195ZM8 154V153H7ZM3 155V158H5L6 156H7V158L8 159H6V160H10L9 159V157H11V155ZM202 154V153H201ZM204 154V156H202ZM201 156H202V160L201 161H204V162H206V163H208V162H211V163H215V164H217L219 161H221V160H223L224 159V155H223V153H221V152H213V153H203ZM34 155H33V157H34ZM40 155V154H39ZM32 156V155H31ZM36 157H38V155L36 156ZM41 157V156H40ZM39 157V158H40ZM235 157V156H234ZM0 158H2V157H0ZM2 158V159H3ZM42 158V157H41ZM5 159H4V161H5ZM14 159V158H13ZM31 159H32V157H31ZM34 159V158H33ZM36 160V159H35ZM35 160H33V161H35ZM4 161H3V163H4ZM14 161V160H13ZM12 161V162H13ZM6 162V166H7V161H5ZM11 162V161H10ZM5 164V163H4ZM3 164V165H4ZM18 165H20L21 166V164H18ZM0 167H1V160H0ZM3 167H5V166H3ZM3 167H1L0 168V180H3L4 178H5V175H7V172L5 173V170H8L9 169V166H7V168L4 170V168ZM202 168H201V166H197L196 167V175L197 176H199V177H202L203 176V171L201 170ZM4 171V172H3ZM3 172V173H2ZM5 173V174H4ZM3 174V175H2ZM11 175V174H10ZM2 176H4V178L2 177ZM11 176H13V175H11ZM15 176V175H14ZM20 175H18V177H19ZM7 177V176H6ZM8 177H9V172H8ZM7 177V180H5L3 183L5 184L7 181H8V179H11V178H8ZM16 177H17V175H16ZM17 177V178H18ZM20 177H21V179H20ZM19 177V179H17L18 181H22V179H23V181L24 180H26V179H24V177H22V176H20ZM15 178V177H14ZM93 178H95V177H93ZM13 179V178H12ZM86 179L88 180V178H87V176H86ZM85 179V181H87ZM90 179V178H89ZM97 179V178H96ZM103 179H105V178H103ZM14 180V179H13ZM15 180H16V178H15ZM16 180V181H17ZM29 180V179H28ZM81 180H83V178H81ZM90 180H94V179H90ZM101 180V181H100ZM65 181V180H64ZM98 181H100L101 183H102V179H99ZM98 181L96 180V182L98 183ZM106 182L108 181L107 179L105 180ZM8 182H10V184H11V180H9ZM13 183L15 182V181H12ZM28 182V181H27ZM26 182V183H27ZM66 182V181H65ZM64 182V183H65ZM88 182V181H87ZM92 182V181H91ZM2 183V182H1ZM12 183V184H13ZM19 183V182H18ZM22 183H25V181L24 182H22ZM21 183V184H22ZM31 183V181H29V183L28 184H30ZM62 183V182H61ZM60 183V184H61ZM103 183H104V181H103ZM108 183V182H107ZM110 183V182H109ZM59 184V185H60ZM91 184H93V183H91ZM90 184V182H89V185H91ZM3 185V184H2ZM1 184H0V188L2 187L3 188V186H2ZM7 185V184H6ZM15 185H17V184H15ZM59 185H57V190H56V192H58L57 194H58V196H56L57 197V200H59L60 201V203H59V205L61 204V207L58 205V203L56 204V205H58V207L60 208V210L61 211H63V214L66 216V213H67V216H68V218H67V216L65 217V216H63L66 220H63L65 223H67V225L68 224H70V225H72L73 224V222H74V224L75 223H80V221L77 219L78 218V216L76 215L75 216V214H77V212L79 211H76L77 209L75 208L76 207V205H78L77 203H75L74 204V202L72 203L71 201L70 202H68V200H69V198H67L68 196H67V189L65 190L62 186H63V184H62V186H60L59 188H58V186ZM96 185V184H95ZM233 184H231V186H232ZM5 186V185H4ZM22 186V185H21ZM21 186H20V188H21ZM25 187L27 186V184H25L24 185ZM86 186V188H89L90 187V192H92L93 190H94V186H88L87 187V185H85ZM85 186H83L84 188H85ZM97 186V185H96ZM119 186V185H118ZM117 186V187H118ZM120 186H122V185H120ZM7 187V186H6ZM23 187V186H22ZM25 187H24V189H25ZM33 187V186H32ZM116 187V188H117ZM234 187V186H233ZM2 188L0 189L2 192H4L5 190H4V188H3V190H2ZM17 188L19 189V185H17ZM93 188V189H92ZM96 188H98V187H96ZM99 188H101V187H99ZM119 188H121V187H119ZM124 187L122 186V188L120 189V191H122V189H123ZM230 188V191L232 192V187H229ZM23 189V188H22ZM31 189V188H30ZM223 188H219V189H217L216 191L218 192L219 190V194H220V192H221V194L223 193V190H222ZM12 190V189H11ZM11 190H9L10 192H11ZM17 190V189H16ZM15 190V191H16ZM20 191H21V189H19ZM96 191H98L97 189H95ZM95 190L93 191V192H95ZM174 190V188L173 189H171V188H168V187H164L163 189H162V192L160 193V196L158 197V199L156 200V199H153V201H150V204H151V209L152 210H154V211H156V212H159L163 207H165V206H168L169 208H170V211L172 212L173 210L172 209H174L175 208V204H176V207H177V204L179 203V201H176L177 200V197L175 196V192L173 191ZM206 190V189H205ZM203 190L202 191V194L204 195V197L207 199V198H209L210 196H212V195H209V193H211L210 192V190L208 191V190ZM234 190V189H233ZM28 191V190H27ZM33 191V190H32ZM36 191V190H35ZM55 191V190H54ZM101 191H102V189H101ZM118 191H119V189H118ZM120 191H119V193H120ZM13 192V191H12ZM11 192V193H12ZM17 192V191H16ZM19 192V191H18ZM22 192V191H21ZM20 192V193H21ZM29 193H30V191H28ZM88 192H89V190H88ZM7 193V192H6ZM69 193V192H68ZM75 193H77L78 194V192H75ZM0 194H2V193H0ZM16 194V193H15ZM24 194H26L25 193V191H24ZM28 194V193H27ZM26 194V195H27ZM43 195H41L40 196V198L38 199V200H40V203H42L46 208H47V210L49 211V212H55L56 211V209L54 208L55 207V205H54V201L55 202H59V201H56V200H54L56 197H52V196H54L55 194H51V193H49V192H47V194L46 193H42ZM76 194V195H77ZM84 195V197H82L81 196V203H82V205H81V203H80V207L79 208H81L82 209V207L87 203H89V205H85L86 207L87 206H92L93 205V202H94V205L93 206H96V208H95V210L97 209V210H100L101 208H102V210L104 211V213H102L103 214V216L102 217H104L105 215H106V218L103 220V219H101V221H105V222H102V224H101V222H100V224L101 225H96V226H94L95 225V219L94 220H92L93 221V223H91V227H89V229L91 228V229H93V230H91L90 229V231L92 232V231H95V232H92L93 233V235H95V234H97L96 232H98L99 234H100V231H101V233L102 234H108L109 235V233L107 232V233H103L102 232V230H105V231H107L108 229H110V227L112 228V227H115L116 228V224H113V223H119L120 224V226H117L118 228L120 227V230H121V234H122V232H124L125 233V231H127V230H130L128 233L130 234V232H131V234H132V232L134 233L135 231H136V233L138 232L139 233V228H140V226H139V224L138 223H140V221H139V219H136V221H139V222H134V221H132V217H133V214H132V217H130L129 216V214H130V210L128 211V210H125V209H114V208H112L109 204L110 203H105L104 204V201H100V202H98L97 201V199H95V197H91V196H93V195H91V193H90V195L91 196H88L89 195V193L86 195L85 193H83ZM93 194V193H92ZM95 194V193H94ZM6 195H9L8 193L6 194ZM18 195V194H17ZM21 195V194H20ZM33 195V194H32ZM32 195H31V193H30V196L31 197H29V198H33L32 197ZM52 195V196H51ZM71 195H72V193H71ZM73 195H75V194H73ZM206 195H209V197H207ZM13 196V195H12ZM21 196H23V194L21 195ZM35 196V195H34ZM224 196V195H223ZM8 197V196H7ZM20 197V196H19ZM27 197V196H26ZM37 197V196H36ZM39 197V196H38ZM22 198V200H24V199H26V201H27V199L28 198H24L23 199V197H21ZM20 198V199H21ZM35 198V197H34ZM33 198V199H34ZM6 199H7V201H6ZM13 199H14V197H13ZM19 199V198H18ZM32 199V200H33ZM92 199H94V200H92ZM210 199V198H209ZM213 199H215V198H213ZM0 200H5V201H3L2 203H4L5 202V206H4V210H3V207H2V210L4 211H2L3 213H7V215L5 214L4 216H7V217H9L8 216V210L9 209H7V212H6V210H5V207L6 208H13V207H16V205L18 204V205H20V206H22L21 204H23V203H17V199L15 198V200H12V197H8V198H5L4 197V199H0ZM92 200V201H91ZM96 200V201H95ZM17 203V204H15V202ZM207 201V200H206ZM210 201L211 200H208L207 202L208 203H210ZM19 202V201H18ZM23 202H25V201H23ZM30 203H31V200L29 201ZM28 202V203H29ZM34 203H35V201H33ZM32 202V203H33ZM98 202V204H96V203ZM103 202V204L101 205L100 203H102ZM106 202V201H105ZM212 202V204L214 205V203H213V201H211ZM1 203V202H0ZM1 203V204H2ZM29 203V204H30ZM37 203V202H36ZM71 203V204H70ZM92 203V204H91ZM193 203H195V204H197V201H196V199L195 198H193ZM72 204H74L75 206H73ZM96 204V205H95ZM211 204V203H210ZM13 205H15V206H13ZM28 205V204H27ZM30 205H33V204H30ZM30 205H28V206H30ZM70 205H72V206H70ZM98 205V206H97ZM101 205V206H100ZM105 205H107L106 207H104ZM109 205V206H108ZM198 205V204H197ZM212 205V206H213ZM19 206V207H20ZM26 206V205H25ZM79 206V205H78ZM78 206H77V208H78ZM92 206V207H93ZM207 206H209L210 207V205L208 204ZM19 207H16L17 209L19 208ZM23 207V206H22ZM57 207V206H56ZM57 207V208H58ZM97 207H99V208H97ZM150 207V206H149ZM219 207H221V206H219ZM29 208V207H28ZM104 208V209H103ZM224 208V207H223ZM10 209V210H11ZM31 209V208H30ZM43 209V208H42ZM220 210H222V207L221 208H219ZM21 210H23L22 208L20 209V211ZM29 210V209H28ZM27 210V211H28ZM72 210V211H71ZM101 210V211H102ZM121 210V211H120ZM197 210H198V213L200 214L199 215V217H200V221L203 223V225H205V221H207L206 222V224L208 223V220L207 219H210V221H212V219H213V217L211 216V214H209V213H207L206 211H204V207H202V205L200 206V205H198L197 206ZM25 211H26V208H25ZM25 211L23 212V213H25ZM26 211V212H27ZM39 211V210H38ZM42 210H40V212H41ZM59 211V210H58ZM61 211H59L58 212V214L61 212ZM76 211V212H75ZM102 211V212H103ZM12 211H10L9 212V214L11 213ZM29 213H30V211H28ZM43 212H45V209H43ZM65 212V213H64ZM74 214H73V213ZM132 213H134L133 212V210L131 211ZM22 213V214H23ZM56 213H57V211H56ZM62 213V212H61ZM173 213V212H172ZM44 214V213H43ZM105 214V215H104ZM3 215V214H2ZM20 215H21V213H20ZM54 215V214H53ZM76 217V219L78 220V222H75L74 221V219H75V217ZM78 215H79V213H78ZM153 217H154V215L153 214H151ZM171 215H173V214H171ZM170 215V216H171ZM254 215H255V213H254ZM4 216H2V217H4ZM70 216L71 217H73V218H71V219H73V221L72 220H69L70 222L68 223V219H70ZM80 216V215H79ZM216 216H217V214H216ZM232 216V215H231ZM255 216H257V213H256V215ZM7 217H5V219L7 218ZM215 217V216H214ZM220 217V218H219ZM219 217H217V223H218V226L220 225V226H222V224H223V227L225 226V224H226V222L224 221V218L223 219H221V216H219ZM34 218V217H33ZM52 218V217H51ZM81 218V217H80ZM85 218V217H84ZM132 218V219H131ZM138 218V217H137ZM231 218V217H230ZM5 219H2L1 220V222L2 221H4ZM83 219V218H82ZM86 219V218H85ZM9 220V219H8ZM134 220V219H133ZM62 221V222H63ZM82 221V220H81ZM229 221H231L230 219H229ZM6 221H4V223H5ZM72 222V223H71ZM99 222V221H98ZM97 221H96V223H98ZM228 222V221H227ZM7 223V222H6ZM5 223V224H6ZM35 223V222H34ZM64 223V224H65ZM113 225H115V226H111L112 224ZM134 223V224H133ZM214 223V222H213ZM232 224H230L231 226V230H230V228H229V231H232V233L234 232V233H236V232H238L237 231V229H236V224L234 223V222H231ZM7 224H9V223H7ZM11 224V223H10ZM74 224H73V227H74ZM93 224V225H92ZM104 224H105V226H104ZM108 224H110V226L108 227L107 225ZM119 224H117V225H119ZM172 225H173V223H171ZM170 224V226L168 225V227H171L172 225ZM209 224V223H208ZM207 224V225H208ZM34 225V224H33ZM41 225V224H40ZM40 225L37 227V228H39L40 227ZM66 225V226H67ZM77 225V224H76ZM141 225V224H140ZM166 224H157V225H155L154 226V228L151 230V229H147V226H145L144 225V227L147 229V231H146V233H147V235H149V237L151 238V239H160L161 241H157V242H155L154 241V246L156 245H158L159 243L158 242H160L162 245H163V243H165L162 239L164 238H168L170 235H168L165 231H164V229H165V227L167 228V225L165 226ZM174 225H175V223H174ZM173 225V227L172 228H175V226ZM178 224H176V226H177ZM207 225H206V227H207ZM210 225V224H209ZM217 225V224H216ZM255 225V224H254ZM8 227L7 228H9V225H7ZM13 226V225H12ZM12 226H10L11 227V229H13L12 228ZM69 226V225H68ZM102 226V227H101ZM213 226H215V224L213 225ZM216 227L217 229H216V232L214 231H210L209 232V242L212 240L211 238H214V237H216V236H220V234L222 233V229H220L219 227ZM256 227H257V225H255ZM14 227H16V226H14ZM28 227V228H27ZM27 229H29V228H31L30 227V223H29V225L27 224ZM71 227V229H75V228H73L72 226H70ZM252 227H254L253 225H252ZM251 227V228H252ZM256 227H254V228H256ZM259 227V226H258ZM35 229H33L31 232H33L34 230L36 231V225H35V227H34ZM41 228V227H40ZM103 228V229H102ZM114 228V229H115ZM171 228V229H172ZM180 229V227L178 226V227H176L175 229L176 230H174V232L175 231H178V232H175V234H176V236H178L177 235V233L179 234L180 232H179V229ZM254 228H252L251 229V231L253 232V234L254 235H256L257 236V238H256V236H255V242H256V244H255V247H254V249H256L255 250V253H256V257H258V256H260L259 257V259H257L258 260V262L260 263V258L262 257V258H264V250H262V248H264V247H262V248H260V251L258 252V246L259 245H262V244H264V235H259L258 233H255L256 231H254ZM262 228V227H261ZM260 228V229H261ZM113 229V230H114ZM117 229V228H116ZM115 229V230H116ZM16 230V229H15ZM29 230H31V229H29ZM113 230H111V232L110 233H112V234H114L113 236H115V239H117V237L116 236H118V238H120V240H121V237H120V233L118 232V231H120V230H116V231H113ZM132 230V231H131ZM138 230V231H137ZM89 231V232H90ZM114 233H113V232ZM262 231H264V230H262ZM37 232H39V230L37 231ZM174 232L172 233V234H174ZM260 232V231H259ZM128 233L126 234V235H128ZM262 233H264V232H262ZM174 234V235H175ZM238 234V233H237ZM98 235V234H97ZM107 235V238H109L110 237V235L108 236ZM123 235V234H122ZM173 235V236H174ZM232 235H234V234H232ZM89 236V235H88ZM101 236V235H100ZM100 236H96V238H98V237H100ZM103 236V235H102ZM113 236H111V237H113ZM124 236H125V234H124ZM124 236H122V237H124ZM176 236H174V237H176ZM259 236V237H258ZM90 237H93V236H91V234H90ZM89 237V238H90ZM95 237V236H94ZM93 237V238H94ZM104 237V236H103ZM105 237H106V235H105ZM104 237V239H103V241L102 242H104L105 243V241L104 240H106V247L109 249V247H108V245H112V244H110L111 242L113 243V240L111 239V238H109V240H111L109 243H108V241H107V239ZM179 237H180V235H179ZM125 238V237H124ZM95 239V238H94ZM99 239V238H98ZM113 239H114V237H113ZM114 239V240H115ZM123 239V238H122ZM130 240V239H129ZM129 240H127V237H126V240L124 239V241H123V245H122V247H123V249H124V251H126V252H131V251H134V250H137L138 249V247H137V243L136 242H134V241H129ZM168 240V239H167ZM257 240V241H256ZM91 241H94L93 239L91 240ZM90 241V242H91ZM89 242V243H90ZM96 242H98V241H96ZM102 242H98V243H94L95 245H99V247H103V248H105V246H104V243L102 244ZM152 242H153V240H152ZM163 242V243H162ZM168 242V241H167ZM165 243V244H169V242L168 243ZM259 244H258V243ZM93 243V242H92ZM210 243H212V242H210ZM94 244H91V245H94ZM165 244L162 246L163 248H161L162 249V252L161 253H163V256L165 257V258H170V255L172 254L173 255V257H171V259L172 258H174V257H176V258H178L177 256H178V254H174V253H172V252H170L169 251V248H168V246L166 245L165 246ZM155 246V247H156ZM212 246H213V243H212ZM175 247V246H174ZM215 247V246H214ZM56 249H57V247H55ZM55 248H53V250L56 252V249ZM212 248V247H211ZM65 249V248H64ZM158 249V248H157ZM69 251H70V249H69ZM73 251V250H72ZM49 253H51L50 251H48ZM60 252V251H59ZM65 252H66V250H65ZM65 252H63L60 256L62 257V255L64 254H66ZM47 253V252H46ZM69 253V252H68ZM70 254H73V253H70ZM45 255H48V253L47 254H45ZM63 255V258L65 257V259H66V255H67V258H68V254H66L65 256ZM57 256V255H56ZM70 256V255H69ZM50 257V256H49ZM61 257H59L60 259H61ZM70 258H71V256H70ZM69 258V259H70ZM261 258V259H262ZM51 259V258H50ZM56 259V258H55ZM65 259H63V260H65ZM52 260H53V258H52ZM62 260V259H61ZM66 260H68V259H66ZM24 261V260H23ZM22 262V261H21ZM262 262H264V260H262ZM135 263L136 264H139V260H135ZM256 264V263H255ZM262 264H264V263H262Z\"/></svg>", "mask_w": 264, "mask_h": 264}]
</instances>
